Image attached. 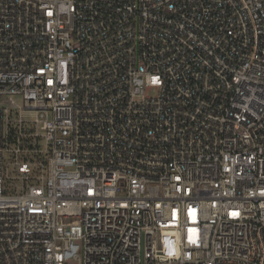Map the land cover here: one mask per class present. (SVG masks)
<instances>
[{"label": "built area", "instance_id": "2783aa9c", "mask_svg": "<svg viewBox=\"0 0 264 264\" xmlns=\"http://www.w3.org/2000/svg\"><path fill=\"white\" fill-rule=\"evenodd\" d=\"M0 264H264V0H0Z\"/></svg>", "mask_w": 264, "mask_h": 264}, {"label": "rangeland", "instance_id": "374dc122", "mask_svg": "<svg viewBox=\"0 0 264 264\" xmlns=\"http://www.w3.org/2000/svg\"><path fill=\"white\" fill-rule=\"evenodd\" d=\"M12 98H13V100L16 103H18V104H20L22 106V111H23L24 116L26 115V116H29V117H32V118L34 117V112L33 111H25V109L23 107V101H22V98H21L20 95H12ZM8 159H9V156H8ZM6 163L8 164L9 172L11 174H14V166L11 165V159L10 160L6 159Z\"/></svg>", "mask_w": 264, "mask_h": 264}]
</instances>
